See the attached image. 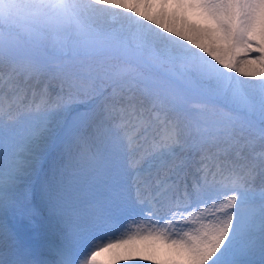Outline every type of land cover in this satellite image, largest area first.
I'll use <instances>...</instances> for the list:
<instances>
[{
  "label": "snow or ice",
  "instance_id": "1",
  "mask_svg": "<svg viewBox=\"0 0 264 264\" xmlns=\"http://www.w3.org/2000/svg\"><path fill=\"white\" fill-rule=\"evenodd\" d=\"M113 249L264 264V0H0V264Z\"/></svg>",
  "mask_w": 264,
  "mask_h": 264
},
{
  "label": "bare ground",
  "instance_id": "2",
  "mask_svg": "<svg viewBox=\"0 0 264 264\" xmlns=\"http://www.w3.org/2000/svg\"><path fill=\"white\" fill-rule=\"evenodd\" d=\"M108 15L105 16V21L112 22L113 20H116L117 22H120L123 17L127 15L125 12H121L120 10L110 8L106 10ZM258 54L255 52L250 53V58H255ZM243 59V57H241ZM244 78V77H243ZM246 79V78H244ZM248 82H252V80L249 79ZM50 94L52 98L55 97L56 93L58 92V88L55 86H50ZM135 219L127 220L123 222V226H119L118 228H112L107 229L106 231L98 232L95 234L94 238L99 242L101 239L107 238L105 242L110 240L113 236L115 238H123L124 236L130 234L131 232H134L138 227H148L149 224L146 220H141L138 217H134ZM170 232L173 231V229L169 230ZM175 231H180V229L175 228ZM50 240H55L54 237H49ZM147 244H151L152 242H145ZM90 245H92V241H90ZM87 247L85 248V252H87ZM119 256V250L113 249L110 251L102 252L98 256H96V264H151L150 261H141V260H132L127 261L122 258H118ZM258 259V258H257Z\"/></svg>",
  "mask_w": 264,
  "mask_h": 264
},
{
  "label": "rangeland",
  "instance_id": "3",
  "mask_svg": "<svg viewBox=\"0 0 264 264\" xmlns=\"http://www.w3.org/2000/svg\"><path fill=\"white\" fill-rule=\"evenodd\" d=\"M129 39H131V37H129ZM230 75H232V76H234V77H236L237 79H241V80H244V78L242 77V76H239L237 73H235V72H232V73H229ZM258 81H255V80H252V82L251 83H257ZM77 107H79L78 105H77ZM209 212H210V210H209ZM205 218L206 219H213L214 217H212L208 212H206L205 213ZM177 228H179V229H184V230H186V229H188V228H192V227H196V225H193V224H184L182 221H181V223L179 224V225H177L176 226ZM186 227V228H185ZM128 264V263H127Z\"/></svg>",
  "mask_w": 264,
  "mask_h": 264
}]
</instances>
